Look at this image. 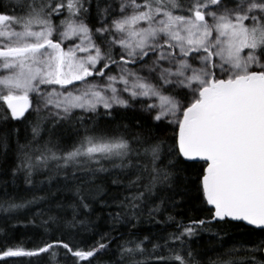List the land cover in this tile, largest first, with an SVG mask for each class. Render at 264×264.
<instances>
[{"label": "snow or ice", "instance_id": "obj_1", "mask_svg": "<svg viewBox=\"0 0 264 264\" xmlns=\"http://www.w3.org/2000/svg\"><path fill=\"white\" fill-rule=\"evenodd\" d=\"M0 9V118L31 132L15 149L0 135V155L14 153L0 214L46 205L33 222L56 236L6 246L0 260L47 253L61 264L63 250V264H95L115 243L113 264H264V0H6ZM137 104L149 120L131 137L95 127ZM66 124L77 136L69 148L59 140ZM17 180L31 198L8 191ZM178 181L195 189L203 218L170 214ZM97 206L111 228L93 242ZM144 216L175 231L163 243L136 236ZM232 222L261 238L213 233ZM118 225L127 238L113 235ZM203 232L220 241L213 256L193 247Z\"/></svg>", "mask_w": 264, "mask_h": 264}, {"label": "trees", "instance_id": "obj_2", "mask_svg": "<svg viewBox=\"0 0 264 264\" xmlns=\"http://www.w3.org/2000/svg\"><path fill=\"white\" fill-rule=\"evenodd\" d=\"M5 2L6 0H0V4ZM2 10L3 9H0V11ZM5 108L6 106L2 105V102H0V117H2ZM113 111L114 116L112 117L100 116L96 118L95 127L97 130L127 132L129 137H131L134 133L139 131L137 127L139 122L149 120L148 114L141 113L134 108L114 109ZM101 112H103L102 109ZM125 125L127 126L126 128ZM0 135H7L9 138L10 149H15L16 141L19 140L20 143H23L26 137H30L31 132L27 125L11 120L5 122L0 118ZM76 138V132L73 130L72 126L66 124L63 134L59 137L60 146L69 148L75 142ZM13 160L14 153L11 150L7 157L0 155V193H2L4 189L3 180L7 179L11 181L12 179L11 175L6 173L7 169L12 166ZM16 184L18 187L13 186L11 183L9 184L8 191L10 193L31 198V193L25 189L21 180H17ZM39 194L42 195L43 193L41 192ZM112 195H116V193H112ZM167 195L173 197L179 202L174 208L169 204V208L171 209L170 214L174 215L178 221L187 222L191 219L203 218L204 214L200 211L197 199L198 194L194 188L190 187L189 190H185L182 186V182L178 181L175 189L168 190ZM41 207L46 208V205H37L32 206L30 209L20 210L17 213L11 214L8 218H5L3 214H0V250H3L6 246H23L26 249H32L41 246L42 242L45 240L56 239L54 234H46L43 229L38 226L40 223L39 218L35 219L33 222V216ZM157 219L163 221L166 217H157ZM93 220L98 227L93 234H90L89 239L94 242L99 238L100 233L107 232L111 228V224L107 212L100 210L99 206H97V212L93 217ZM117 227L120 231L114 232L113 235H123L127 238L129 235L127 227L125 225H118ZM249 229L250 227L241 223H230L214 226L212 231L213 233L220 232L224 237L225 243L242 242L245 244H253L261 238V234L258 231L253 232ZM131 231L141 238L143 236H148L150 240L159 239L161 243H163V237H165L168 232L175 231V226L166 225L163 222L157 224L155 221L150 220L149 217L144 216L143 222L138 228ZM110 247L113 251L100 255L99 259L95 261V264H113V252L116 247L115 243ZM193 247L199 257L213 256L215 250L220 247V241L211 233L203 232L196 239ZM60 259L61 264H63V250H61ZM9 262H11V264H49L47 253L41 254L37 257H15L0 260V264H9Z\"/></svg>", "mask_w": 264, "mask_h": 264}, {"label": "rangeland", "instance_id": "obj_3", "mask_svg": "<svg viewBox=\"0 0 264 264\" xmlns=\"http://www.w3.org/2000/svg\"><path fill=\"white\" fill-rule=\"evenodd\" d=\"M134 109H137V110H139L141 113H145V112H143L141 109H140V107H139V105L137 104L136 105V107H134ZM103 110V109H102ZM147 114V113H146Z\"/></svg>", "mask_w": 264, "mask_h": 264}, {"label": "water", "instance_id": "obj_4", "mask_svg": "<svg viewBox=\"0 0 264 264\" xmlns=\"http://www.w3.org/2000/svg\"><path fill=\"white\" fill-rule=\"evenodd\" d=\"M232 223H241V224H243V222H232ZM243 225H245V224H243ZM245 226H247V225H245ZM247 227H250V226H247Z\"/></svg>", "mask_w": 264, "mask_h": 264}]
</instances>
